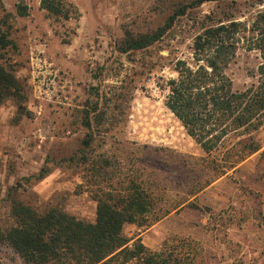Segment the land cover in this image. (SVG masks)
<instances>
[{"label": "rangeland", "instance_id": "obj_1", "mask_svg": "<svg viewBox=\"0 0 264 264\" xmlns=\"http://www.w3.org/2000/svg\"><path fill=\"white\" fill-rule=\"evenodd\" d=\"M189 1L64 0L65 19L48 14L40 0H2L0 21L11 44L0 50V63L20 83L24 100L0 103V230L13 223L7 189L16 183V197L36 210L57 207L93 222V194L122 191L135 179L160 217L148 226L125 224L130 242L139 237L157 250L165 239L190 238L202 247L205 264H264V141L218 173L213 165L236 138L205 153L166 108L160 89L163 79L176 76L175 60L189 59L208 15L224 9L243 20L264 1L240 2L235 10L204 2L152 45L117 49L127 33L154 30ZM256 63L254 52L237 53L228 68L234 88L254 80L249 69ZM42 167L48 173L36 179ZM20 263L0 243V264Z\"/></svg>", "mask_w": 264, "mask_h": 264}, {"label": "trees", "instance_id": "obj_2", "mask_svg": "<svg viewBox=\"0 0 264 264\" xmlns=\"http://www.w3.org/2000/svg\"><path fill=\"white\" fill-rule=\"evenodd\" d=\"M208 1L235 10L247 0H191L175 5L163 25L144 33H127L117 49L128 53L152 45L188 8ZM263 1L254 0V5ZM2 6L0 0V9ZM40 7L48 14L70 17L64 0H40ZM20 15H26L25 7ZM207 18L209 23L193 37L189 59L175 60L176 76L163 79L160 89L166 108L205 153L236 138L222 151L221 162L212 167L225 173L259 151L264 141L256 137L264 132V7L243 20L224 9ZM10 44L0 21V50ZM240 50L254 52L257 63L249 69L254 80L236 89L228 68ZM9 97L19 106L24 100L20 83L0 63V103ZM87 116L84 124L89 128ZM89 142L84 140L85 145ZM47 173V167H42L35 178L42 179ZM20 187L16 183L7 189L13 223L0 230V243L18 255L20 264H205L202 247L193 239L171 237L152 250L139 237L130 242L123 234L125 224L148 226L160 217L150 193L135 179L122 191L100 188L93 194V222L57 207L38 211L16 197Z\"/></svg>", "mask_w": 264, "mask_h": 264}]
</instances>
